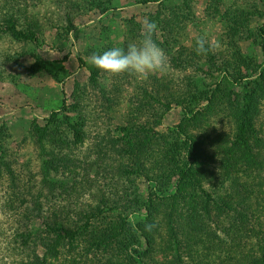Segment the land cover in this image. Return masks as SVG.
Listing matches in <instances>:
<instances>
[{
	"label": "trees",
	"instance_id": "trees-1",
	"mask_svg": "<svg viewBox=\"0 0 264 264\" xmlns=\"http://www.w3.org/2000/svg\"><path fill=\"white\" fill-rule=\"evenodd\" d=\"M3 1L8 11L19 9L18 0ZM113 2L62 0L68 27L54 36V44L69 38L78 17L115 18ZM228 2L135 0L155 9L115 18V24L99 20L100 29L91 30L99 31L100 42L80 59L89 81H76L70 97L30 123L40 162L36 174L26 161L11 159L4 141L8 130H0V181L13 189L4 192L3 201L12 217L10 245L18 264H251L261 249L264 256V0L227 9ZM200 6L224 29V45L207 55H197L196 38L186 35ZM145 20L157 24V43L177 78L170 72L135 78L136 94L122 124L113 130L115 121L109 119L108 125L95 126L121 103L123 75L108 80L85 65L84 57L123 47ZM40 28L36 22L24 35L14 23L6 32L0 29V36L37 44ZM25 55L10 59L19 65ZM62 73L50 83L65 85L72 74ZM225 82L240 92L232 94ZM91 94L94 102H84ZM175 109L182 118L168 124ZM206 116L228 123L215 133L211 126L202 131L198 122ZM193 147H204V155L196 156ZM207 159L215 165L212 173ZM131 162L165 167L175 186L156 185L159 194L150 199L139 182L123 181L132 173ZM130 227L132 248L125 240Z\"/></svg>",
	"mask_w": 264,
	"mask_h": 264
},
{
	"label": "rangeland",
	"instance_id": "rangeland-1",
	"mask_svg": "<svg viewBox=\"0 0 264 264\" xmlns=\"http://www.w3.org/2000/svg\"><path fill=\"white\" fill-rule=\"evenodd\" d=\"M113 1V8L118 9L113 12L115 18L130 19L132 15L138 12L149 13L155 9V6H138L135 4V0ZM17 3L19 4V9L14 13L8 11L7 5H5L3 0H0V16L5 17L4 20L0 19V27H3L0 29L6 32V26H11L15 23L20 32L24 35H29V30L34 29L35 23L38 22L41 24V28L37 32L38 38L42 39H38L40 41L37 44L34 41L23 42L24 44H22L12 40L9 33L0 36V130H5L6 128L8 130L7 138L4 141L8 147L11 159L13 161L18 160L20 163L26 161L25 163L32 165L34 174H36L40 168V162L32 137L29 135L30 123L34 117L41 116V113H48L50 110L56 109L59 101L63 100V98L70 97L74 91V83L76 81L83 84L89 81L90 71L87 66L85 68L82 64L83 61L81 62L80 59H83L82 53L89 45L99 44L100 40L97 34L99 31L93 33L94 31L91 29H100L98 21L102 19L101 16L96 19L95 17L97 16L94 13L85 17H76L75 25L77 27L69 34V38L54 44L56 40L54 36L59 33L65 34L64 28L68 27V24L64 21L65 12H63L61 7L62 0L61 3L60 0H18ZM245 5L247 6L246 0H229L227 9L230 7L235 8L236 6L237 8L239 6L245 8ZM200 7L196 10L193 24L187 28L186 35L188 34L191 38L206 35L215 48L222 47L224 45L222 40L224 29L212 20L210 13H207L206 9L204 12L202 6ZM13 13L14 20L11 23L7 22L6 19L9 18L7 16ZM93 18L95 19L91 21ZM115 18L110 13L108 18H104L102 22L106 21L105 23L115 24ZM123 24L128 27V21H124ZM261 25H264V20ZM139 29L141 31V28ZM77 36H79V39H77ZM130 36L131 38L126 39L123 47H126L130 42L138 41L140 32L136 30ZM164 51L167 54L165 49ZM18 52L22 55L26 54L21 58L19 65L14 59H10L11 55L15 56ZM33 53H36V56L32 55ZM84 60L85 65L89 63V58L84 57ZM168 65H170L169 58ZM168 69L165 73L151 75L148 78L155 76L161 78L165 75L168 76L169 72L170 77L177 78L173 70L171 68ZM62 72L70 73L72 77L64 82L65 85H52L50 83L52 78L59 74H64ZM226 76V74H223L222 78ZM134 80V77L123 74V79L119 80V94L122 96L121 103L115 105L108 119L97 121L95 126L104 127L102 122L106 126L109 119L115 121L113 130H115V126L118 127L117 125L122 124L128 114V100L133 101L136 94V83ZM205 84L208 87L213 86L212 82L206 78ZM101 85L107 88V83H102ZM223 85L234 95L240 92L238 86L232 87V84L226 82ZM214 88L215 86H213ZM114 93L116 95L115 89ZM94 97L95 94L86 96L84 102L87 100L93 101L95 100ZM173 112L174 114L168 124H176L182 118L180 110L175 109ZM223 123L227 124L228 122L218 120L214 116H206L198 122L202 131L207 126H211L213 133L218 130L220 125L223 126ZM203 149L204 147H193V153L196 156H203ZM210 157L207 156V158ZM207 162L210 163V166L203 167H208V170L212 173L215 165L211 159H207ZM129 169L132 173L124 175L123 181L129 186L139 182L150 199L159 194V191L156 190V185L165 190L166 187L170 185L174 187L176 184L175 179L172 181L163 166L144 167L140 162H131ZM100 171L103 175L105 174L103 169ZM216 172L219 173V171ZM107 176L109 177V174ZM145 176L149 178L150 183L147 184L143 179ZM1 184L0 181V264H18V259L15 257L10 245L15 236L12 217L9 215L10 211L8 212L7 206L3 201L4 192L9 191L11 193L10 189L12 188ZM135 219L140 220L139 217ZM134 233V229L130 227L125 234L126 243L130 248L134 245ZM261 251L262 249L253 258L251 264H261L264 261Z\"/></svg>",
	"mask_w": 264,
	"mask_h": 264
},
{
	"label": "clouds",
	"instance_id": "clouds-1",
	"mask_svg": "<svg viewBox=\"0 0 264 264\" xmlns=\"http://www.w3.org/2000/svg\"><path fill=\"white\" fill-rule=\"evenodd\" d=\"M157 33V24L145 20L138 41L130 42L126 47H113L100 54L94 53L89 63L108 80L123 74L143 80L164 73L168 58L157 43ZM195 51L197 55H207L215 51V47L206 35H200L195 40Z\"/></svg>",
	"mask_w": 264,
	"mask_h": 264
}]
</instances>
